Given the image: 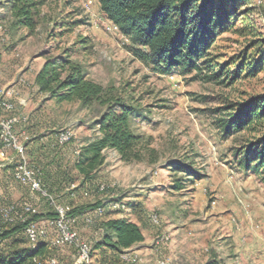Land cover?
I'll return each instance as SVG.
<instances>
[{"label":"rangeland","instance_id":"1","mask_svg":"<svg viewBox=\"0 0 264 264\" xmlns=\"http://www.w3.org/2000/svg\"><path fill=\"white\" fill-rule=\"evenodd\" d=\"M10 1L0 0V90L13 92L7 98L14 108L0 109V119L17 120L15 133L42 187L43 165L61 154L60 164L71 163L74 152L100 136L94 124L106 111L96 105L58 104L41 94L35 79L50 58L70 55L88 80L116 90L139 110L143 117L133 119L134 132L154 151H145L142 162L126 164L107 150L98 172L106 187L101 193L86 192L76 184L60 190L56 200L43 187L69 216L76 205L103 207L101 216L81 222L84 240L94 246L100 239L98 223L128 216L145 236L129 250L139 256V264H206L214 257L224 264H264V171H244L236 156L259 134L248 130L224 138L214 123L224 114L215 111L264 95V0L239 2L231 30L217 41L206 60L209 64L204 63L205 72L221 73L212 82L179 71L155 72L136 56L99 0H45V21L34 33L27 28L11 31ZM255 126L264 132V121ZM67 134L71 140L62 143ZM173 161L188 172L173 171ZM18 163L11 151L0 149V181L9 189L0 205H32L41 214L34 222L48 225L54 235L45 217L49 201L11 177ZM119 202L136 208L124 212ZM156 217L158 224L153 222ZM163 236L169 242H160ZM49 254L60 264L72 263V250ZM92 264L123 263L109 251H94Z\"/></svg>","mask_w":264,"mask_h":264},{"label":"trees","instance_id":"2","mask_svg":"<svg viewBox=\"0 0 264 264\" xmlns=\"http://www.w3.org/2000/svg\"><path fill=\"white\" fill-rule=\"evenodd\" d=\"M242 1L99 0V3L107 18L130 40L136 56L155 72L169 75L179 71L185 76L194 75V80L212 82L219 80L221 73L205 72L204 63L209 64L206 60L217 41L231 30L232 21L239 12L238 4ZM44 5L45 0H11L7 9L11 31L27 28L34 33L45 21L42 17ZM62 26L67 27V24ZM71 31L72 28L68 32ZM243 64L242 62L237 67L233 79L236 80L241 74ZM35 80L39 92L58 104L78 103L84 108L96 105L106 110L94 124L100 136L90 141L82 150L74 152L71 163L60 164L58 160L62 154L55 155L52 163L44 164L40 169L43 187L51 196L56 197L60 190L64 191L76 184L89 193L104 192L106 187L101 189L104 185L100 184L98 172L105 164L107 150L115 151L126 164L142 162L145 151L154 152L134 132L133 119L143 117L140 111L127 104L116 90L105 89L88 80L70 55L47 59ZM222 112L223 116L214 123L224 138L248 130L259 134L236 156L244 171H264V132H260L255 126L264 121V95L235 106L224 107L214 113ZM170 164L173 171L188 172L178 162ZM11 177L14 179V171ZM24 205L16 207L17 215L12 223L0 218V242L3 245L0 264H34L35 258L55 257L49 253L58 251L49 248L45 242L36 249L32 248L25 232L26 225L19 218L24 215ZM119 205H126L124 212H131L136 208L122 202ZM4 206L8 205H0V208ZM48 207L51 212L48 210L45 217L53 221L56 218L55 210L50 205ZM93 209L98 216H101L100 211L104 212L99 204L85 205L73 210L70 217L77 220V216L85 215L86 211ZM40 216L41 214L33 215L30 220L36 221ZM129 218L126 216L124 219L98 223L100 240L92 245L93 253L100 251L105 254L109 251L116 254L120 262L128 264L120 259L119 253L145 241L142 229ZM83 221L87 224L86 218ZM206 264L224 263L214 257Z\"/></svg>","mask_w":264,"mask_h":264},{"label":"built area","instance_id":"3","mask_svg":"<svg viewBox=\"0 0 264 264\" xmlns=\"http://www.w3.org/2000/svg\"><path fill=\"white\" fill-rule=\"evenodd\" d=\"M117 28V27H116ZM118 29V28H117ZM0 30H4L3 26H0ZM173 79V77H171ZM12 91L5 92L0 90V109L5 111H12L14 106L8 100V96L12 95ZM17 120L12 119H0V147L3 151H11L15 157L18 158V165L15 169L14 179L20 184L27 186L33 194H37L40 198H45L49 201V205L54 208L56 213L55 220L51 221V226L54 227V235H50L46 228L40 227V224L31 221L30 218L33 215H37L38 211L32 205L26 203L24 205V215H20L19 218L25 226L26 235L30 241L32 248L36 249L41 241H44L51 249L61 252L72 250L71 264H92L93 261V247L90 243L86 242L80 233L74 229V225L77 223L76 219L69 216L66 208L57 205L49 196V194L43 189L40 181L36 176V172L29 167L26 161L25 148L20 140V136L15 133V124ZM72 135H62L61 142L67 143L71 140ZM105 186H102L104 190ZM122 209L127 208L125 205H120ZM99 214H103L102 211ZM17 215V208L14 205H8L0 208V218L7 223H12ZM91 219H86V222H90ZM155 224H158L157 217L153 219ZM1 234V230H0ZM169 237H162L160 242H169ZM159 244V242H158ZM164 244V243H162ZM3 245L0 242V252ZM121 259L128 264H139L140 258L135 253H130L129 250L125 251L121 255ZM34 264H60L59 260L55 257H49L47 259H34ZM157 264H168V261H159Z\"/></svg>","mask_w":264,"mask_h":264},{"label":"crops","instance_id":"4","mask_svg":"<svg viewBox=\"0 0 264 264\" xmlns=\"http://www.w3.org/2000/svg\"><path fill=\"white\" fill-rule=\"evenodd\" d=\"M39 155V154H38ZM1 182V187H0V198H5L4 196H7L8 194H9V189L6 187V184H5V182H3V181H0ZM73 187H75V186H73ZM81 206H85V205H81ZM81 206H79V205H76V206H73V209L72 210H75V209H80L81 208ZM87 206V205H86ZM87 213L84 215H80V216H77V223H76V225L74 226V229L76 230V231H78L79 233L81 232L80 230V226L83 224V223H81V222H84L83 220L86 218H98V215H97V211L96 210H89V211H86ZM115 219H121V217H116ZM38 224H40L39 222H38ZM46 230H47V232H50L49 234L50 235H53V233L50 231V228H49V226L47 225L46 226ZM81 235V234H80ZM82 236V235H81ZM83 238V237H82ZM84 239V238H83ZM100 240V239H99ZM42 243H44V241H41L39 244H42Z\"/></svg>","mask_w":264,"mask_h":264}]
</instances>
